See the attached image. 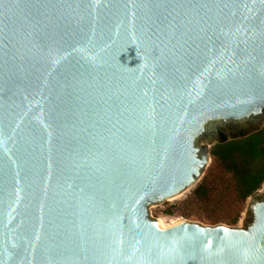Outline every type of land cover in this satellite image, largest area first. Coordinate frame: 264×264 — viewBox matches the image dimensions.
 Instances as JSON below:
<instances>
[{
    "label": "water",
    "instance_id": "1",
    "mask_svg": "<svg viewBox=\"0 0 264 264\" xmlns=\"http://www.w3.org/2000/svg\"><path fill=\"white\" fill-rule=\"evenodd\" d=\"M263 118L264 0H0V264H264V190L148 211Z\"/></svg>",
    "mask_w": 264,
    "mask_h": 264
},
{
    "label": "trees",
    "instance_id": "2",
    "mask_svg": "<svg viewBox=\"0 0 264 264\" xmlns=\"http://www.w3.org/2000/svg\"><path fill=\"white\" fill-rule=\"evenodd\" d=\"M210 154L224 173L230 174L234 181V197L231 204H239L254 193L264 183V128H258L250 132L227 138L220 132L218 140L210 147ZM207 174L202 181L195 186L192 197L186 204L194 202L208 203L212 197L214 185L208 181ZM219 200L225 196L217 192ZM185 214H189L185 212ZM238 219L235 214L229 219L209 217L208 223L223 222L234 224ZM226 220V221H225Z\"/></svg>",
    "mask_w": 264,
    "mask_h": 264
},
{
    "label": "rangeland",
    "instance_id": "3",
    "mask_svg": "<svg viewBox=\"0 0 264 264\" xmlns=\"http://www.w3.org/2000/svg\"><path fill=\"white\" fill-rule=\"evenodd\" d=\"M236 125V128H232L228 125V123H225L221 128L218 129V134L216 136L201 137L198 142L209 143L211 147L220 137V132H223L227 138H230L232 136L250 132L257 127L264 128V118L258 126H255L252 123L240 122H237ZM207 174H209L208 181H210V183L215 187L213 193L215 192L216 195H214L212 197V200L208 203L194 202L189 205L186 204L185 201L192 197V191L195 186H197ZM195 186L183 192L177 198H170L160 203L150 205L148 207L149 215L158 220H163L165 224L175 223L182 220L197 221L203 224H210L208 223L209 217L229 219L232 218L235 214H238L237 221L234 224H228L237 226L244 223L246 207L250 198L255 193H259L264 190L263 183L260 188H258L254 193L248 196L245 201L237 205L231 204L229 201H231L234 197V181L230 174L224 173L221 170L211 154L210 161L205 167L201 178ZM217 192H221V195L225 196V199L223 201L219 200ZM185 212L189 214H185Z\"/></svg>",
    "mask_w": 264,
    "mask_h": 264
},
{
    "label": "bare ground",
    "instance_id": "4",
    "mask_svg": "<svg viewBox=\"0 0 264 264\" xmlns=\"http://www.w3.org/2000/svg\"><path fill=\"white\" fill-rule=\"evenodd\" d=\"M187 190H188V189H186L185 191H187ZM185 191H183V192H185ZM183 192H181V193H179V194L173 196L171 199H174V198L179 197ZM159 223H161V224H165L163 220H159ZM165 225H166V224H165Z\"/></svg>",
    "mask_w": 264,
    "mask_h": 264
}]
</instances>
